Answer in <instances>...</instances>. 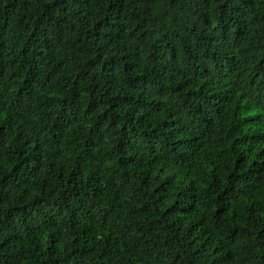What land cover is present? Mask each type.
<instances>
[{
	"label": "trees",
	"instance_id": "trees-1",
	"mask_svg": "<svg viewBox=\"0 0 264 264\" xmlns=\"http://www.w3.org/2000/svg\"><path fill=\"white\" fill-rule=\"evenodd\" d=\"M0 264H264V0H0Z\"/></svg>",
	"mask_w": 264,
	"mask_h": 264
}]
</instances>
